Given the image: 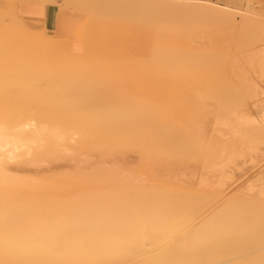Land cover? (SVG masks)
<instances>
[{
	"label": "bare ground",
	"instance_id": "obj_1",
	"mask_svg": "<svg viewBox=\"0 0 264 264\" xmlns=\"http://www.w3.org/2000/svg\"><path fill=\"white\" fill-rule=\"evenodd\" d=\"M65 1L68 11H81L83 13H90L91 15L87 35L89 39L87 38L84 43L78 44L82 41V37L79 35V23L81 17L83 20L86 19L84 15H80L79 13L70 14L71 23L68 34L55 35L44 26V37L40 39L37 34L38 32L35 31L37 28L36 25L30 24L29 26L28 24L30 28L28 29V27L25 26L26 24L24 25V21H21L19 19L20 17L16 14H13L14 12L9 13L7 10L4 11L0 6V104H2L0 105V110L2 109L0 111V127L8 129L10 134L15 138L11 143L5 142L2 145L4 151H0V158L3 160V163L0 164V264H264V182L261 185L254 184L262 171L246 182L248 185L241 186L237 191L233 192V195H228L227 185H225V180L229 181L230 179H234V174L232 170H230L229 164L233 165L235 164V160L242 159L245 155L248 156L246 151L250 154V161H256V157H259L261 147L259 148L260 144L254 143L255 141H252V139L257 141L260 139L259 143L264 141V118L262 119L261 117L262 121H260L261 119L259 120L257 114L255 116L253 113L258 108V104H264V100H261V102L259 101L260 98H264V86L262 85V87L261 84H259L260 78V81L264 80L263 2L261 3L260 0ZM65 9H58V21L56 25L58 33L61 32V30L66 32L65 26L68 24L63 21L61 16ZM123 14L132 16L134 21L142 19V15H148L149 26L156 31V34L157 32L168 34L170 29H186L189 33L197 37V35L205 33V30H211V28L215 26H219L220 29L221 27L228 29L229 32H238L234 39L239 45L236 51L241 52V54L234 53L233 57L231 55L232 53L229 54L227 52L226 45L229 42L226 38L222 39V43H226V45L215 53H212L211 49L208 47H198L194 52L183 53L180 49L182 47L179 46V40H171L167 38L168 36L166 35L160 39L161 41L159 40V43L163 42V44L160 43L162 45H157L158 47L156 48L155 46L154 48L152 47L154 49H152L153 51L151 52L152 59L150 58L151 55L149 57V60H152H150L151 62L149 61V64H153L151 68L153 69L154 65H158L156 66L158 68L160 67V69H158L160 70L158 74H163L166 78H171L173 74V76L177 75L178 78V75L183 73L184 68L187 69L185 65L193 66L196 71L194 76L199 77L204 84V89L202 88V90H204L202 91L203 96H206V99H208V97L211 98V101H217L216 103L219 106V110L215 113H217L216 117H219L218 120H216L218 128H221V126H226L228 127L227 129L232 128L236 121V127L238 126V129H235L236 131L232 129L229 130H231L230 132L232 133L233 131L235 132L233 135L237 137L238 143L235 141V143L233 142L231 144L233 141L231 139V142L229 141L230 143H227L225 141L228 140L223 141L224 138L222 137L221 141L225 144H222V142L220 144L217 141V143H214L216 145H212L211 151L210 144V148L209 146L205 147L207 144L205 143V145L202 142L195 145V142L192 143V141H189L188 137L185 136L189 141L187 143L185 137L179 135H184V132H182L184 130L182 127V129L180 128V122L178 123V120L176 121L177 116H174L175 120L171 117L173 121L178 123L175 124V122H172V119L169 118L170 116L168 113L165 117L163 115L161 116L162 119L164 118L163 130L162 128H158L159 130L155 129V123L152 125L149 124V122L151 123L153 120L150 115H152V113V116H154V113L157 115L159 111H155V107L151 105L150 102L149 105L147 101H145L147 103L146 107H143V105H145L143 100V102H140L141 105L135 104L128 108L111 105V108L107 109H87L86 111L82 109L83 111L80 112V107H82L81 104L85 106L84 103L86 104L87 99L90 98V93L81 95L79 92H81V90L92 92V89L95 88V85L99 81L79 67V62L81 61L79 59H77L79 60L77 61L73 59V57L72 59L69 58V64L70 67H72L68 72L64 69L58 71H55L56 69L53 70L57 65V63H55L57 59H53L52 50L61 49L64 51L66 47L65 44L67 43L66 40H69L68 55H70L74 51H79L78 48L83 49V45L89 43L88 54L85 55V60H95L97 55L94 56V54H97V52L91 47L95 43V39L94 36L90 35L96 34L101 19L108 18L116 22V19L119 20L122 18L120 15L122 16ZM35 19L39 22L37 18ZM125 20L127 21V19L123 21ZM183 20H185L184 23ZM77 21H79V23ZM41 23L42 22H40V24ZM102 24L100 23L103 28ZM75 26L78 27L75 29ZM39 29L41 30V27ZM39 32L42 33V31ZM23 34L24 36L21 37L20 35ZM210 34L211 33H209V35ZM99 35L97 37H99ZM70 39L72 41H70ZM103 39L104 38H102V40ZM16 41H19L20 44ZM15 42L18 46H16ZM190 43L195 45L194 41ZM256 46L257 48H255ZM195 47L197 48V46ZM18 51L26 53L18 55ZM109 52L111 51L109 50ZM105 54L109 56L111 53ZM105 54L103 55L104 57ZM102 55H100V57H103ZM66 56L65 54V57ZM113 56L115 57V55ZM116 56L118 57V55ZM104 57L103 61L105 59ZM256 66H258L257 69H255ZM154 70L157 69L154 67ZM60 78H62L61 81H64L62 87L67 92L66 95H64L65 98L67 97L65 99V106H67V108L58 109L54 105L57 108L54 109V103L52 101V105L47 104L50 108L43 107V109L37 110L34 108H30V110L20 109V106L24 108L25 104L22 105L16 102V98L26 97L28 100L30 97L34 98V95H38L34 94L37 93L34 91H40L39 94H41V91L45 90V86H49L53 80ZM108 78L111 80V77L108 76ZM22 92H27L29 94ZM205 93L207 94L205 95ZM198 95L199 102H196V104L205 102V97H202V99H204L201 101V95ZM120 97H122V95ZM249 99L253 101L252 106L249 104ZM136 100L138 101V99ZM28 102V105H31L32 102L30 100ZM40 104H35L34 107H38ZM203 104L199 106L202 108ZM119 105H121V103ZM169 105L168 107L174 109V107L171 106L172 103ZM3 106L5 108H3ZM121 106H125V104L122 103ZM174 106L177 108L176 105ZM164 107H166V105H164ZM204 107L205 108H202L204 110H200L202 112L207 110V114L204 112L206 116L201 113L202 115H199L202 116V119H197L199 116L197 115V117L195 116V119H197H194L195 121H207L208 116L214 113V110H212L213 113H211L209 109H206L205 105ZM76 108H78L77 111H75ZM4 109L6 110L3 111ZM188 109H190V107H188ZM59 111L61 113H69V116L72 115L71 118L77 115L78 118H69V120L66 118V121H68L67 123H69L68 125L60 120L62 116H60V118L56 117L55 114L59 116ZM163 111L165 110H161V112ZM163 113H166V111ZM171 115L173 114L171 113ZM213 115L214 118H216L215 114ZM183 116H181L182 119ZM187 116L185 115L184 118L188 119ZM234 117L236 119L235 121H233ZM155 118H157V116H155ZM166 118L171 121H166ZM191 120L192 117L190 118V122ZM194 120L193 122H195ZM153 122L154 121H152V123ZM167 122L170 125H168ZM147 123L149 124L148 127L145 126L147 132L149 133L148 130H152V128L149 129V127L152 126L156 133H154L156 137L153 135L155 139H157L160 134V138L163 135L165 138L162 137L163 140L161 141H163L162 143L164 145L167 141V147H171L170 144H174L171 149L174 150L179 148L177 150L184 153V151L188 149L187 145H189V150L194 146L193 149L196 151L195 154L193 149L192 155L187 154L191 159L193 155H197L199 158L198 149L203 150L207 148V151H210V156L213 157L212 159L215 161L214 163H210L211 165H214L217 160H219L217 162H222V167L218 166L222 168L223 171H220L222 176L219 175L220 180H218L219 183L216 185L218 189L216 192H212L213 194L215 193L214 195L209 194L210 196L206 199V205L204 207H201V203L191 205V197H184L183 194L179 193H176L174 196L179 195L185 199L175 197L177 201H172L170 198L171 202L168 208L165 207L168 204V199L159 198L153 202L152 199L146 197L148 195L145 196L142 192L146 188L144 189V187H142L140 181L130 179L131 177L129 175V177H127L126 174H122L124 173L122 168H117V179L114 178L113 180V175L108 176V179L112 180V186L108 188L109 190H103L99 187L96 193L98 195L97 197L90 196V192L87 191L90 187L89 184L80 183L79 187H73L77 191H83V193H81L84 195L79 196L81 197L79 205H77V201L75 200L77 198L75 197H71L70 199H72V201L68 203L61 202L56 204V202L53 201L54 199L50 197L51 200H49L47 195L51 190L53 191H51V193H54V189L59 185H57L58 181L55 180V178L58 179V177H55L54 180L52 178L46 180L47 178L36 177L28 173L29 167H40L37 163V158L43 153L46 154L45 152L49 153V155L51 154L50 157L52 153L58 154V156L61 157L72 156V153L75 151L72 150L76 143L75 138L81 135L77 131L80 132L86 129H92L94 131H99V135H102L103 133H100L101 131L107 133L105 130L109 131V129L113 130L116 128L125 129V127H131L132 129L135 126L138 127V125H148ZM182 123L184 124V122ZM177 125L178 127H176ZM156 127H158V124H156ZM246 127H249L246 129L249 131H242L244 130L243 128ZM131 129L129 128L128 130L131 131ZM174 129L176 130L175 132L179 134H176ZM122 130L123 129L120 131ZM124 131L125 130H123V132ZM135 131L136 130H134V132ZM156 131L159 134H157ZM172 132L175 133L177 139L184 138L185 141L182 139L181 141L184 142L178 143L175 138H173V140L169 138L170 141L169 139L167 140V136L175 137V135H172ZM106 133H104L105 137ZM109 133H112V131H109ZM148 133L146 134L148 135ZM87 134L88 132L85 135L88 136L89 134ZM218 134V138H221L220 133ZM108 135V138H110L111 134ZM142 135L139 136L143 137ZM125 136L124 134L123 137L125 138ZM215 136L213 134V137ZM102 137L104 136L102 135ZM148 137L149 136H147V139L146 137L144 139L148 140ZM108 138L106 137L109 141L113 139V137L110 139ZM160 138L158 139L160 140ZM233 138L235 139V137ZM238 138L240 139L238 140ZM247 138L249 140L251 139L252 142L249 143ZM106 139L105 142H107ZM243 139L244 143L240 142V140ZM159 140H155L154 143L156 142L160 145L161 141L159 142ZM190 144L194 145L190 146ZM262 144L264 143L262 142L261 145ZM119 146L116 144V147ZM164 147L166 148V146ZM184 147L186 150L183 149ZM181 148L184 151L181 150ZM177 152L175 153L174 150L172 153L174 156L178 154L179 156L177 157L179 159L181 153ZM244 153L246 154L244 155ZM43 155L42 157L44 160L46 156L44 155V158ZM195 156L193 157L197 159ZM184 159L185 158H183V161ZM216 168L213 166V170L215 169L216 171ZM111 169L114 170L115 167H111ZM219 170L221 169H218V173ZM120 171H122V173ZM79 178L85 180L82 175ZM243 178H245V176ZM51 179L54 183H51ZM201 180L200 182L204 180L202 182L203 185L208 181L207 179ZM165 181L167 182V180ZM64 182L66 183V181ZM63 183H60V186L66 188L67 186L65 187V183ZM173 185L175 186V182ZM257 187H260V192L259 190L257 191L258 198L255 199L252 193ZM244 188H247V190L243 192ZM57 189H59V187ZM215 189L214 187L213 190ZM146 190L152 191L151 187ZM208 190L210 189L208 188ZM43 193H47L46 197L49 200V202L46 200V202H48L46 204L49 205L51 203L50 207L48 206V208H50L48 212L47 208H45L47 206L44 207L46 209L45 212H42V207L44 205H39L44 201L43 199L46 198L43 196V201L40 200ZM205 194L208 193L206 192ZM116 196L121 198H116ZM38 199L41 203L37 204Z\"/></svg>",
	"mask_w": 264,
	"mask_h": 264
},
{
	"label": "rangeland",
	"instance_id": "obj_2",
	"mask_svg": "<svg viewBox=\"0 0 264 264\" xmlns=\"http://www.w3.org/2000/svg\"><path fill=\"white\" fill-rule=\"evenodd\" d=\"M55 1H56V3H55ZM262 2L264 4V1H262ZM19 3H22L20 5L21 6L20 8L18 7ZM65 3H66L65 0H47V1L46 0H12L10 3V6L6 7L4 9V11L7 10L9 13L14 12L13 14H16L18 17H20L19 19L21 21H24L23 23H24V25L26 24L25 26H27L28 29H30L29 28L30 24L36 25L37 28L35 31L38 32L37 34L39 35V38L41 39L44 36L41 34V32H39L40 31L39 28L43 24V21L41 20V18L43 17L42 12L44 10V7L46 6V4L47 5H49V4L54 5L55 4V6H57L58 9L59 8H61V9L66 8L64 11H68ZM64 6H66V7H64ZM70 9H72V8H70ZM68 12H70L69 14L79 13L80 15L86 16L87 20L86 19L85 20L87 23L85 22V30H84L83 38H82V41L79 42L78 44L84 43L88 38V36H87L88 35V26H89V21L91 19L90 13H86V12L83 13L81 11L75 12V11H71V10H69ZM123 15L122 16L120 15V17H122V18H120L119 20L116 19L117 20L116 22L113 21L112 19L102 17L104 19H101L100 23L102 24L104 22L102 24L103 28L99 23V25H98L99 27H97L99 29H98V31H96V34L90 35V36H94L95 43L91 47H92V49H94L97 52V54H94V56L97 55L96 59H99V60H96V59L95 60H89V61L85 60V57H86L85 55L88 54L89 43H86L85 45H83L84 46L83 49L78 48L79 51H74L70 55H68V42H69V40H66L67 43L65 44L66 47L64 48V51L61 49L52 50L53 51V53H52L53 59L54 58L57 59V62H55V63H57V65L54 67L53 70L56 69L55 71H58V70L64 69L66 72H68L69 69L72 67V66L70 67V64H69L70 63L69 58L72 59V57H73V59H75V60L79 59L81 61V62H79V67L84 69L92 77H95V79H97L99 81L95 85V88L92 89V92H88L86 90H81V92H79V94H81V95L86 94V93H90V98H88L86 101L87 106L83 102L86 107L83 106V104H81L82 105V107H80L81 110L78 107L80 112L83 110L86 111L87 109H107V108H111V105L121 107V108H124V107L128 108L130 106H134L135 104L141 105L140 102H143V101H144L143 103L145 104V105H143V107L144 106L146 107L147 103L145 101H147L148 104L150 102L151 105H153L155 107L154 108L155 111H159V112H157V115L154 113V116H152L153 113L151 111L152 115H150L153 118L152 121H154V122L152 123V121H151V123L149 122V124L152 125L155 123V126L153 125L155 129L162 128V130H163V119L164 118L162 119L161 116L163 115L165 117V115L168 113L170 116L169 118L172 117V118H174V120H175V117L177 116L176 121L178 120L177 122L178 123L180 122L179 126H180V128L181 127L183 128L184 131H182V130L181 131L184 132V135L176 133L175 129H174V132L176 134H179L181 137H185V136L188 137V140L192 141V143L195 142L194 143L195 145L197 143L199 144L202 142L204 144L206 143L207 145L205 144L206 145L205 147H207L210 144L211 148H210V146H209V148L211 151L212 145L213 146L216 145L214 143H217V141H218V143L221 144L222 137L224 138L223 141L228 140V141H225L227 143L231 142L230 139L233 140L231 142V144L233 142L235 143V141H237V137L235 135H233V134H235V132L233 131V133H232V132H230L231 130H229V129H232V130L238 129L237 128L238 126L236 127L237 124L235 121L236 120L235 117L233 119V121H235V125H233L234 127L227 129L228 127H226V126L222 127L221 126V128L220 127L218 128L216 120H218L219 117L217 118L216 117L217 113H215V112H218L217 110H219V108H218L219 106L216 103L217 101H214V100L211 101L210 100L211 98L208 97V99H206L207 97L203 96L202 91H204V90H202V88L204 89V86H203L204 84L201 82V79L199 77L194 76L196 71H195V68L193 66L185 65V67L187 69L184 68L183 73L181 75L179 74L178 78H177V75L173 76L174 75L173 74L171 77L173 79H171L170 77L166 78L163 74L162 75L158 74L160 71V70H158V69H160V67L159 68L156 67L158 65H156V66L154 65L155 69H157V70H154L153 66H152L153 69L151 68V65H153V64H149V63L152 61L151 60L152 59L151 52L154 50L153 49L154 46L156 48V47L162 45L163 42H160V43H162V44H160L159 40L161 38L165 37V35L168 36L167 38H169L171 40H179L178 41L179 46L182 47L180 49L182 50L183 53L184 52L185 53L194 52V50L195 49L197 50L198 47H206V48L208 47L209 49H211L212 53H215V52L219 51V49H222V47H224L226 45V43H222V39L226 38V39H228V42H229L226 45L227 52L229 54L232 53L231 55L233 57L234 53H237V54L240 53L241 54V52L236 51L237 46H239V45L236 43V41L234 39L238 32L237 31L235 33L232 31L229 32L228 29H225L223 27H221V29H220L219 26H217L218 28L215 26L216 28L212 27L211 30L207 29L204 31L205 33L199 34V35H197V37L195 35H192L191 33H189L186 29L185 30H183V29L182 30L170 29L168 34L157 32V34H158L157 35L156 31L151 26H149V22H148L149 16L148 15H142V19H139V20L137 19L136 21H134L132 19V16H130L128 14H123ZM35 18H37V20H39V22L36 21ZM122 19L123 20L127 19V21L126 20L123 21ZM109 20H111V21H109ZM128 21L132 22L133 24L128 22ZM40 22H42V23L40 24ZM77 22H79V21H77ZM184 22H185V20H183V23ZM107 23H109V24H107ZM28 24H29V26H28ZM134 24H136V25H134ZM77 27L78 26H76V28ZM129 27H131V28H129ZM209 33H211V34L209 35ZM159 34H161V35H159ZM162 34H164V35H162ZM98 35H99V37H97ZM20 36L22 37V36H24V34L20 35ZM102 38H104V39L102 40ZM208 38H209V40H208ZM70 41H72V40L70 39ZM191 41H194L195 45H192V43H190ZM16 42H18V44H20L19 41H16ZM16 46H18L17 43H16ZM113 46H114V48H113ZM193 46H194V48H193ZM195 46H197V48ZM255 48H257V46ZM199 49H201V48H199ZM109 50L111 52H109ZM95 51H94V53H95ZM113 51L114 52L116 51V52L114 53ZM19 52L20 51H18V55H20V54L23 55L26 53V52H20V53ZM103 53L104 54L105 53H108V54L111 53V54L109 56L107 54H105V57H104ZM65 54L67 55L66 57H65ZM100 55H102L105 58L104 59L105 62L103 61V57H100ZM113 55H115L116 58ZM116 55H118V57ZM150 55H151V57H150ZM149 57L151 58L150 59L151 61L149 60ZM110 59H112V60H110ZM117 59H120L121 61L117 60ZM79 60H77V61H79ZM118 61H120V62H118ZM135 61H136L137 65L135 64ZM257 68H258V66H256L255 69H257ZM155 72H157V73H155ZM108 76L111 77V80H109ZM193 77H195V78H193ZM61 79L62 78L53 80V82L50 83L49 86H45V90L41 91V94H39L40 91L39 92L34 91V92H37L34 94H38L39 96L34 95L35 96L34 98L33 97L29 98V100L33 103V104L31 103V105H28L29 100L26 97L16 98V102H19L22 105L25 104L24 108H23V106H20V109L30 110V108L31 109L34 108L37 110V109H43V107L44 108H50L47 106V104L52 105V101L54 103L53 104L54 109H57V108L58 109L59 108L65 109V108H67V106H65V104H66L65 99L67 97L66 98L64 97V95H66L67 92L62 87L64 81L63 80L61 81ZM260 79H259V84H261V86L262 85L264 86V80L260 81ZM50 88H51V90H50ZM179 91H180V93H179ZM22 93H27V92H22ZM42 93L43 94L46 93L47 95L46 94L43 95ZM27 94H29V93H27ZM27 94H25V95H27ZM198 94L201 95V97H200L201 101H203V99H204V98L202 99V97H205V99H204L205 102H203L204 104L203 103L196 104V102H199V95ZM206 94L207 93H205V95ZM32 95H33V93H32ZM121 95H122V97H120ZM126 95H127V97H126ZM46 96H49L50 98L46 97ZM180 96H181V98H180ZM48 98L50 100V101L48 100V102H51V103L47 102ZM136 99H138V101ZM167 99H168V101H167ZM11 100H12V98H11ZM261 100L263 101L264 98L263 97L260 98L259 101L261 102ZM4 101H6V100H4ZM119 102L121 103V105H122V103L125 104V106L119 105L120 104ZM167 103H169V104L172 103L171 106L174 107L175 111H174V109L168 107L170 105ZM35 104H40V105H38V107H34ZM201 104H203L202 108H205L204 107V105H205L206 109H209V111H211V113H213L212 110H214L213 114H215V117L217 119L214 118V115L213 114L211 115V113H210L211 116H208L207 121H205V120H203V122L202 121L201 122L195 121L197 119H199V120L202 119L201 118L202 116H200V115H202L201 113L205 114L207 112V110L204 111L205 113L200 110V109H202L200 107V106H202ZM249 104L252 106L253 101L250 100ZM0 105H2V104H0ZM26 105H28V106H26ZM32 105H33V107H32ZM43 105H46V106H43ZM164 105H166V107H164ZM174 105H176L177 108H175ZM258 105L259 106L256 109V111L253 110L254 111L253 113L255 114V116L257 114V117H259V120H260L261 117H262V119L264 118V104L260 103ZM188 107H190V109H188ZM199 107H200V109H199ZM3 108H5V107L3 106ZM78 108H76L75 111H77ZM147 108H150V107H147ZM6 109H7V107H6ZM6 109H4L3 111H5ZM151 109H153V108H151ZM161 110H165L166 113H163L165 111L161 112ZM202 110H204V109H202ZM147 112H148V109H147ZM62 113L64 116L62 115ZM62 113L60 112L59 116H57L58 114H55V115H56V117H59V118H60V116H62V118H60V120L64 121L66 124L69 125V123H67L68 121H66V120L67 119L69 120V118H71L72 115L69 116L70 115L69 113L68 114L65 112H62ZM161 113H163V114H161ZM171 113L173 115H171ZM183 114H184V116H183ZM187 114L190 118L192 117L191 122H190V118L187 116ZM206 114H205V116H206ZM185 115L187 116L188 119L184 118ZM197 115H199V116L197 117ZM155 116H157V118H155ZM181 116H183V119ZM195 116L197 117V119H195L196 118ZM217 116H219V115H217ZM76 117H77V115L74 118H76ZM203 117H204V115H203ZM159 118H161L162 120ZM203 119H205V118H203ZM262 119L260 121H262ZM168 120L169 119L166 118V121H168ZM193 120L195 122H193ZM170 121L171 120H169V122ZM176 121H173V119H172V122H175V124L177 123ZM182 122H184V124ZM149 124L148 125H145V124L138 125V127L135 126L136 129H135V127H133L134 129L133 128L131 129V127H129L132 132L130 130H128L129 128H127V127H125V129L124 128H120V129L116 128L113 130L109 129V131L110 132L112 131V133H109L108 130H105V131H107L108 134H111L110 138L113 137V139H111L110 141L106 139V137L108 138L109 135L103 131H101L100 133H103L102 135L104 137H102V135H99V131H96V130L94 131L92 129H90V130L86 129V130H83L80 132L77 131L81 135L79 134L80 136L75 138V141L78 145L75 143V141H74V143H75L76 147L74 144H72V145H74L72 150H75L74 153H72L73 154L72 156H69V157L62 156L63 157V159H62V157L58 156V154L56 155V154L52 153L53 157L52 156L50 157L51 154L49 155V153L45 152L46 154H44V153L43 154L46 156V158H48V159H46L45 156L43 154H41L37 158V163L39 164L40 167H29L28 173L29 174L31 173L30 175H33L36 177L47 178L46 180H50L49 178H52L54 180L55 177H58L59 180L57 178H55V180L58 181V182L57 181L56 182H57V185L58 184L59 185L56 187V189H54V193H51L52 190L50 191L51 194L49 192H48V195H47V193H43L40 200H42L47 195L49 197V200H51V198H52V199H54L53 201H55L56 204H58L61 202L68 203V202L72 201V199H70L71 197H75V198H77V199H75L77 201V205H79L81 202V200H80L81 197H79V196H82L84 194H82L83 191H81V190L77 191L73 187H79L80 183L89 184L90 187H89V189H87V191L90 192L89 193L90 196L97 197L98 195L96 193H97L99 187H101L103 190L104 189L109 190L108 188L112 186V180L108 179V176L113 175L112 176L113 180H114V178L117 179V176H116V175H118L117 168H122V170L124 172V173H122V171H120L122 174H124V175L126 174L127 177L130 176L131 177L130 179L140 181V184L142 185V187H144V189L145 188L149 189V187H151L152 191L145 189L144 190L145 192L144 191H142V192L145 194V196L148 195L146 197L152 199L153 202H155V200L159 199V198L168 199V204L165 206L168 208L170 205V202H171L170 198L172 199V201H177V199H175V197L180 198V199H185L184 197H191V205L201 203V207H204L206 205V203H205L206 199L210 195L213 194L212 192H216L218 189L216 185L219 183L218 180H220L219 179L220 176H222V173L220 172V171H222V168H219L221 166L222 162H217L219 160L216 159L217 164L215 163L214 165L213 164L212 165L214 166V168H216V166H217V168H216V171H215V169L213 170V166L210 163H214L215 161L212 159L213 157L210 156V154H209L210 151L208 152L207 148H205L203 150L197 148L199 150L198 151L199 158L197 157V155L196 156L193 155L197 159H195L193 156L191 159L189 155L187 156V154H191V155L193 154V150H194L193 145L194 144L191 145L192 144L191 142H190L191 143L190 146H193L192 147L193 150L192 149L189 150V145H187V147H188L187 150L185 147L183 148L187 152L181 148V150H183L184 153L182 151L177 150L179 148L175 147L176 148V149H174L175 153L177 151H179L181 153L180 157L181 158L183 157L186 160L184 159V161H183V158L181 160L180 157L178 159L177 156H179V155L175 154L176 156H174V154L172 153V152H174V150L171 148H173L172 145H174V144H170L171 147L168 146L170 149L169 150L167 145H166L167 141L165 142V145L162 143L163 141H161V140H163L162 137L165 138L163 135L160 138V136H161V134H160V136H158L157 139H155V137H156L154 135L155 130H153L152 126H150L149 129L152 128L153 131L148 130L149 133L147 132V129H145V128L148 127ZM156 124H158V127H156ZM168 125H170V124L168 123ZM176 127H178V125ZM167 128H169V127H167ZM167 128H166V130H167ZM180 128H179V130H180ZM247 128H249V127L243 128L244 130H242V129L241 130L245 131ZM121 129L125 130L124 131L125 133L123 132V130L120 131ZM126 129H127V131H126ZM134 130H136V131L134 132ZM241 130H238V131L242 132ZM113 131H114V133H113ZM115 131H116V133H115ZM144 131H146V132H144ZM246 131H249V130H246ZM87 132L89 134V135L87 134L88 136L85 135ZM94 132H97V133H94ZM152 132H153V134H152ZM159 132H161V131H159ZM174 132H172L173 133L172 135H175ZM104 133H106V137H105ZM123 133L126 135L125 138L123 137L124 136ZM146 133H148V135ZM150 133H151V135H150ZM165 133H164V135H165ZM218 133H220L221 138H218L219 137ZM157 134H159V133L157 132ZM213 134H214V136L216 134H218V135L213 137ZM139 135H142L143 137H140ZM147 136H149L148 140H146ZM127 137H129V138H127ZM130 137H131V140H130ZM145 137H146V139H144ZM186 137H185V140H187ZM191 137H193V138H191ZM233 137H235L236 140ZM103 138H105L107 140V142H105V139H103ZM110 138H108V139H110ZM158 138H160V140ZM169 138L170 139L172 138V140H173V138H175V140H177L178 143L185 141L184 138L177 139L176 135H175V137H173V136L172 137H168V136L166 137L167 140ZM189 138H191V139H189ZM119 139H120V141H119ZM170 139H169V141H170ZM182 139L184 141H181ZM239 139L240 138H238V140ZM244 139H246V138H244ZM244 139L240 140V142L244 143L243 142ZM155 140H159V142L161 141L160 142L161 144L159 145V143L158 144L156 142L154 143ZM188 140H187V143L189 142ZM213 141H216V142H213ZM252 141H255L254 143H257L258 145L260 144L259 148L260 147L261 148H260V154L258 153L259 157L257 156L256 161H254V162L250 161V158H249L250 154H248V152L245 149V151L248 155V156H246L245 155L246 153H244V155H245L244 158L246 157L245 159L240 158V159H237L238 161L235 160L234 161L235 164H233V165H236V166L229 164L230 170H232V172L234 174V176L232 175L234 178L232 180H234V181H232L231 179L229 181L225 180V185H227L226 188H227V192H228L229 196L233 195L234 194L233 192L237 191L241 186L248 185L246 182H248L251 178H254V176H256V174H258L260 171H262V173L257 177V181L254 182V184L255 185H261L264 182V144L261 145V143L262 142L264 143V141H262L261 143H259L260 139H259V141L252 139ZM252 141L250 139L249 143H251ZM177 142H176V144H177ZM238 142L239 141H237L236 143H238ZM223 143L224 142H222V144ZM116 144H117V146L120 145L119 146L120 148L116 147ZM220 144H218V145H220ZM121 145H123V146H121ZM157 145L159 148L157 147ZM162 145L166 146V148ZM177 145L179 146V144H177ZM74 148H76V149L78 148L77 149L78 151ZM165 149H166V151H165ZM171 150H173V151H171ZM188 151H189V153H188ZM179 152H177V153H179ZM185 152H186V154H185ZM195 152L196 151L194 150V154H195ZM182 153H183V155L184 154L185 155L183 156ZM42 155L45 158L44 160H43ZM212 156H213V154H212ZM179 160H181L183 162H181ZM101 167H103V168H101ZM111 167L112 168L115 167V169L113 170V169H111ZM241 167H242V169H241ZM260 168H261V170H260ZM218 169H221V170H219V173L217 172ZM216 173H218V174H216ZM81 175H82V177L85 178V180H81V178H79ZM150 175H151V178H150ZM114 176H116V177H114ZM132 176L135 178H133ZM244 176H245V178H243ZM63 177H64V179H63ZM168 178H169V180H168ZM202 178L208 180V181L205 180L207 182H205L206 184L204 183V185L202 184V182L204 181ZM52 179H51V183H54ZM61 180L66 181V183L64 181H61ZM106 180H107V182H106ZM165 180H167V182ZM200 180L202 182H200ZM239 180H241V181H239ZM82 181H84V182H82ZM169 182H170V184H169ZM174 182H175V186L173 185ZM214 182H215V184H214ZM236 182H238V183H236ZM60 183H63L64 186L65 187L67 186V187L66 188L61 187ZM211 185L213 186V189H214V187L216 189L213 190ZM237 185L238 186L240 185V186L238 187ZM232 186H234V187H232ZM58 187L61 190L57 189ZM204 187L207 190H205ZM208 188L210 190H208ZM246 190H247V188L246 189L244 188L243 192ZM258 190L260 192V187L255 188L254 192L252 193V195H254L253 198H255V199L258 198V192H257ZM206 192L208 194H205ZM176 193L183 194L184 197H181L179 195L174 196ZM152 197H154V198H152ZM116 198H121V197L116 196ZM43 200H42L43 202L41 203V201H39V199H38L37 204L41 203L39 205H42V206L44 205L43 207L40 206L43 208L42 212H45V210H46L45 208H47V212H48V210L50 209V208H48V206L50 207L51 203L49 205L46 204L49 202L47 197L44 198ZM46 200H48V202H46ZM45 206H47V207H45Z\"/></svg>",
	"mask_w": 264,
	"mask_h": 264
},
{
	"label": "crops",
	"instance_id": "obj_3",
	"mask_svg": "<svg viewBox=\"0 0 264 264\" xmlns=\"http://www.w3.org/2000/svg\"><path fill=\"white\" fill-rule=\"evenodd\" d=\"M12 0H0V6H1V9L4 10L6 7H9L10 6V3H11ZM215 1V0H213ZM217 1V0H216ZM261 2L264 1V0H260ZM22 3H19L18 4V7L20 8ZM56 9V10H55ZM58 7L55 6V5H46L44 10H43V17L41 18V20L43 21V24L41 26V30L42 31V35H44V26L46 27L47 30L49 31H52L51 33L52 34H68L69 32V27H70V21H71V15L69 14L70 12L68 11H64L62 12L61 16H62V19L64 22H66V25L65 26V30L66 32H64L63 30H61V32L58 33V28H57V21H58ZM80 16V15H79ZM68 17V18H67ZM78 18V16H77ZM79 19V18H78ZM85 20V19H84ZM81 17V21L79 23V35L83 38V34H84V30H85V22L86 20L84 21ZM76 28V26H75Z\"/></svg>",
	"mask_w": 264,
	"mask_h": 264
},
{
	"label": "snow or ice",
	"instance_id": "obj_4",
	"mask_svg": "<svg viewBox=\"0 0 264 264\" xmlns=\"http://www.w3.org/2000/svg\"><path fill=\"white\" fill-rule=\"evenodd\" d=\"M15 138L12 136L8 129L0 127V151H4L2 145L5 142L11 143ZM3 163L2 158H0V164Z\"/></svg>",
	"mask_w": 264,
	"mask_h": 264
}]
</instances>
